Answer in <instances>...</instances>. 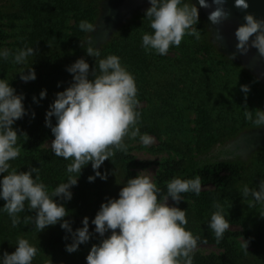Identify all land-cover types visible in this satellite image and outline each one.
Wrapping results in <instances>:
<instances>
[{"label":"trees","instance_id":"trees-1","mask_svg":"<svg viewBox=\"0 0 264 264\" xmlns=\"http://www.w3.org/2000/svg\"><path fill=\"white\" fill-rule=\"evenodd\" d=\"M6 4H8L7 10ZM97 4L98 0H5L0 5V17L8 16L21 19L24 17L32 24L30 32L18 41L13 52L25 46L33 47L34 56L28 58V66L31 65L36 73L35 80L24 84L10 82L17 94L24 95L23 103L27 112L13 125L18 136L27 135L18 138V143L27 153L21 152L19 157L10 163L18 171H28L30 167L38 168L41 180L50 191L60 183L67 181L69 174L66 172V167L71 163V160L55 156L52 150H42L41 153L35 151L47 139L54 137L51 128L45 124L46 113L55 101L56 94L64 91L73 83V74L66 70L69 61L63 57H56L55 52L63 51L64 54L70 55L72 60V54L88 55L85 51L86 47L81 46V41L86 40L83 31L79 27L73 29V31L83 33L81 40L79 38L76 40L71 35L70 37H58L59 29L55 25L62 24L56 23V21L65 12H72L76 23L85 19L92 21ZM202 22L199 20L196 25V28L201 32L200 40H196L193 36H185L178 47L169 48L174 49L180 55L182 54L177 60L180 65L177 66L171 61H168L167 64L161 63L164 57L154 52H146L142 48V35L145 32L153 31L146 15L139 23L125 25L118 36H114L100 48L101 56L99 58H104L109 54H115L121 58V63L135 77L138 100H146L149 103L146 108H138L141 112L137 125L140 133H161V127L158 132V126L154 124L153 119L149 120V118L152 114H167V109L163 113L156 106L157 100L163 99L168 102L170 110L175 116H179L182 106L188 108L183 104L184 100L190 105L189 107L196 111L198 117L196 130L198 134H203V136H199L201 140L198 142L205 148L223 141L232 132L236 134L241 131L239 129L249 125L244 116L246 106L241 104L245 97L249 101L255 97L251 92L245 96V93L241 91V86L244 85L243 82L252 80L256 85L260 84L261 91H264V83L255 79L247 71L239 69L235 63H222L221 69H216V66L209 67V69L200 65L198 62L199 52L203 50L204 44L206 46L211 44L210 41H206V34L208 33V37L211 36V31L207 32ZM50 37H53L52 41L49 40ZM2 38L0 32V40ZM203 40L205 43L202 42ZM99 58L95 57L92 62L95 68ZM71 64L73 63L71 62ZM21 67L14 65L11 58L0 59V79L7 77L10 81L11 77L20 74ZM222 69H224L222 73H219ZM180 71L183 77L178 76ZM25 73H27V69H25ZM89 73V79H93L94 70ZM45 89L47 95L41 99L40 92ZM33 97H36L35 101ZM238 102L240 103L237 104ZM32 113H35L34 118ZM239 118L241 123L237 122ZM215 123L218 124L217 127H211ZM55 124L56 118L53 116L52 125L55 126ZM175 141L177 140L175 139ZM165 144L170 146L173 142L167 143L166 141ZM164 148L166 150V147ZM237 149H218L215 155L209 157L189 152L175 161L168 160L160 163L162 170L156 176L155 183L161 189L162 195L167 194L166 184L173 177L178 176L184 179L195 178L197 175L201 177L202 189L199 196L192 192L183 193L182 197L185 200L180 201L177 206L182 210L187 209L188 224L186 228L190 229L193 235L198 236L199 241L216 242L224 249V252L220 256L195 254L194 264H255L254 257L260 255L262 258L259 264H264V215L261 213L264 211V204L251 205L253 203L244 200L240 192L245 184L259 190V184L264 179V151L261 150L248 164L241 165V169L238 170L236 163L223 158L227 154H234ZM131 166L132 162L129 156L125 152L118 151L115 156L105 160L99 169L101 173H107L106 180L97 177L94 182H89L88 177L95 175L91 162L82 168L71 200L64 203L69 212V215L64 219L69 221L73 232L83 227L82 220L84 217H88L89 231L92 233L91 238L95 244L111 234L109 231L105 233L104 237H101L94 232L95 225L91 221L95 218L102 203L107 202L109 198H118V194L127 180L136 177ZM6 174H0V178ZM56 199L59 203H63V199L59 197ZM91 199H95V203L92 205L87 201ZM216 202L222 204L229 222L235 221L245 226L248 223L257 225L258 229L253 234L249 233L248 227L243 226V235L253 242L254 250L252 252L242 251L234 244L232 246L225 236L217 242L214 232L208 226L211 215L216 210L213 207ZM5 203L3 199H0V207H3ZM35 214V211H29L26 206L25 211L18 214L21 222L13 227L8 214L0 212V257L7 252L6 249L10 243L16 244V236L21 232L24 238L39 249L32 264H87L86 257L89 252L67 253L65 246L72 243L71 233L62 229L60 223L48 226L38 232L33 222ZM84 246L86 247L87 244H81L78 249Z\"/></svg>","mask_w":264,"mask_h":264},{"label":"clouds","instance_id":"clouds-1","mask_svg":"<svg viewBox=\"0 0 264 264\" xmlns=\"http://www.w3.org/2000/svg\"><path fill=\"white\" fill-rule=\"evenodd\" d=\"M213 3L217 7L208 19L213 24H220L227 20L229 12L224 8L225 0H213ZM150 4L146 18L153 31L142 35L141 44L146 52L163 56L168 54L170 47H178L185 36L201 39V32L196 28L199 11L191 0H150ZM199 5L211 7L206 0H199ZM235 6L242 9L249 7L246 0H235ZM244 19L245 23L235 31L237 50L246 54L250 47H254L264 57V19H256L252 14H246ZM96 28L88 20L79 23V29L85 33H94ZM81 46L86 47L89 56H101L91 36L81 41ZM33 56L34 49L29 46L15 52L0 48V59L11 58L14 65L22 66L19 73L24 82L36 79L34 68L28 66V58ZM89 68V63L79 58L66 69L73 74V83L56 94L46 113L45 124L54 136L50 145L52 153L71 160L66 167L69 174L67 181L51 191L41 180L38 168L18 171L10 163L19 157L22 150L18 138L27 136H18L13 125L27 112L24 95L16 93L7 77L0 79V174L7 173L0 178V199L6 202L0 207V212H6L12 226L16 227L21 222L18 214L25 211L27 204L28 210L36 213L33 222L38 232L60 223V227L72 235V243L65 246L69 253L77 251L81 244L90 240L89 218L84 217L83 227L73 232L69 221L64 219L69 212L56 198L71 200L70 189L77 185L82 168L89 162L95 173L88 177L89 182H94L97 177L106 180L107 173H101L99 169L116 152L128 151L126 137L136 139L139 136L144 146L155 142L151 135L140 134L137 126L141 116L138 88L134 75L121 63V58L115 54L99 58L93 79H89ZM241 91L246 96L250 89L242 85ZM46 95V89L40 92L41 99ZM32 115L34 118L35 113ZM53 116L56 118L55 126L52 125ZM244 116L258 128H264V110L245 109ZM201 187L199 175L188 179L177 176L167 182V194L162 195L161 189L150 175L145 174V170L128 179L118 198H109L102 203L91 221L95 225L94 232L101 237L109 231L111 234L91 247L86 257L87 264H194L199 237L186 228L187 209L170 205L168 200L171 197L178 205L185 200L183 193L192 192L199 196ZM240 192L243 198H252L250 203L264 204V179L259 184V190L245 184ZM213 207L216 210L208 226L219 242L230 224L222 204L216 202ZM248 243L242 239L241 247L245 251ZM16 245L13 253L5 252L0 257V264H32L39 251L37 246L24 237H18Z\"/></svg>","mask_w":264,"mask_h":264},{"label":"rangeland","instance_id":"rangeland-1","mask_svg":"<svg viewBox=\"0 0 264 264\" xmlns=\"http://www.w3.org/2000/svg\"><path fill=\"white\" fill-rule=\"evenodd\" d=\"M4 1L5 0H0V5H2ZM108 1L109 0H98L97 10L93 15L94 19L92 21L85 19L97 26L96 31L94 33L83 32L86 37V40L91 36L93 38L94 46L99 49L105 46L111 40V38H113L114 36H118L120 32L122 31V29L125 27V25L128 26V25H133V23L141 22L145 18L146 10L151 5L150 0H149L143 9L137 10L128 16H124L120 18L119 20L115 21V23L113 24L112 21L114 17L109 16V15L105 16L106 5ZM191 2L194 4L193 0H191ZM5 6L7 10L8 4H6ZM199 20L203 21L202 24L204 25L205 30L208 32L209 29L207 27V23L201 17L200 13H199ZM56 23L62 24V25H55L59 29L58 37H63V36L70 37L71 35L76 40L78 38L80 40L81 38H83V36L81 35L83 33L77 32L76 30L73 31V29L79 27L80 22L76 23V20L72 12H65L63 16L61 15V17L57 18ZM31 28H32V24L28 21V19L24 17H22V19L16 18V17H8V16L0 17V32H1V35L3 36V38L0 40V48H7L13 51L14 47L18 44V41L22 37L26 36L27 33L30 32ZM52 38L53 37H50L49 40L52 41ZM206 41L207 42L210 41L209 43L211 44L209 46L208 45L206 46V44H204L203 50L199 52L198 62L200 65H203L204 67H207V68L216 66V69L218 68L221 69L222 63H227V64L235 63L237 64L236 66H238L239 69L241 70L243 69V71L245 70L250 75H253L250 71L246 70L243 66H241L237 60H235L234 58L220 51L218 47L212 42L211 36L209 35L208 37V33L206 34ZM202 42L205 43V40H203ZM55 55L56 57H63V59L69 61L67 63V67L70 66L71 62L74 63L77 59L84 58L86 62L89 63V66H90L89 71L92 72L95 69V67L92 65V62L95 58V57L93 58V56H89L85 54L82 55L81 53L77 55L72 54L71 56L73 57V60H74L73 61L70 58V55L68 56L64 54L63 51L58 50L55 52ZM181 55L178 52H176L174 49H169L167 55H163V56L159 55V56H162L165 58V59L162 58L161 63L167 64L168 61H171V63H174L177 66V65H180L177 62V60L179 59V57H181ZM225 59H230V60L227 61ZM223 70L224 69L219 71V73H222ZM178 73H179L178 75L179 77H183L181 71ZM253 76L255 79L262 82L261 80L256 78L255 75ZM10 82L13 84L26 83L20 79V74L18 76L11 77ZM243 83L244 85H247L249 87L250 89L249 92H251L255 98L249 101L248 98L245 97L241 105H245L246 109L250 111L252 109L254 111L257 109L264 110V91H261L260 84L256 85L254 81L252 80H247ZM179 87L181 86L179 85ZM239 103L240 102H238L237 104ZM148 104L149 103L146 100H139L138 108L139 109L143 107L146 108ZM183 104L187 105L188 108H185L182 106V110L179 116H175L172 114L170 110V106L168 105V102L165 99L157 100L156 106H158L163 113H165L167 109V114L166 113L160 114V115L152 114L149 118V120L153 119L154 124L158 126V129H157L158 132H159L160 127L162 129L160 134H157V133L149 134L152 137H154L155 142L153 144L149 146H144L140 142L139 136L136 137V139L126 138L125 142L127 141V144L129 145V147H128V151L125 154L129 156V159L132 162L131 169L135 172L136 176L139 174V172L145 170V174L150 175L155 182L156 176L162 170L160 163L164 161L165 162L168 160H170L171 162L175 161L179 157L180 158L184 157L189 152L194 153L196 155L204 154L209 157V156L215 155L216 150L218 149L227 150L229 146H231L234 143H237L241 139L242 136L249 135L250 133H256L260 129H262V128H258L257 126L254 125L253 122L248 121L246 119L249 125L243 127L242 129H239L241 130L240 132H237L236 134L232 132L233 135L231 134L227 136V138L223 139V141L216 142L210 147L205 148L204 145L198 142L199 140H201L199 139V136L201 135L203 136V134H198L196 130L198 126L197 125L198 117H197L196 111L193 108L189 107L190 105L187 103L186 100L183 101ZM145 116L147 115L145 114ZM237 122L241 123V119L239 118ZM217 125L218 124L215 123V124H212L211 127L216 128ZM140 134L143 135L144 133H140ZM53 139L54 137L47 139L35 151L41 153L42 150H51L50 145ZM175 139L177 141H175ZM166 141L167 143H170L171 141L173 142V144H170V146H167L165 144ZM243 145H244V149H246L245 152L237 151L234 154H227L223 157V158H226L230 162L236 163L238 165L237 166L238 170L239 168L241 169V165L248 164L249 161L252 160V158H254L256 155H258V153L261 150L264 151V143L263 144L257 143L253 147H247L246 143H244ZM164 147H166V150ZM21 152L23 154L27 153V151L23 149L21 150ZM70 190L73 193L76 190V185L73 186ZM244 200H249L251 202L252 199L250 200V198L247 197V198H244ZM80 201L82 202V199H80ZM87 201L91 205L92 203H95V199H91ZM66 202L67 200H63V204ZM168 203L170 205L177 206L176 202L173 201L171 197H169ZM255 204H258V203H253L251 205H255ZM257 209L258 211H260L259 208ZM261 213H263L264 215V211ZM229 224H230V227L224 233V236L227 237L228 242L231 243L232 246L234 244L235 247H237L238 249L245 251L241 247L242 239H245L247 241L249 240L247 239V237H245V235H243V232H244L243 226L245 228L248 227L250 229L248 230L249 233L253 234L258 229L257 225L248 223V225L245 226L244 224L242 223L239 224L238 222H235V221H230ZM18 237H23L21 232H19V234L16 236V238ZM99 243L100 241L98 242V244ZM86 244H87L86 247L85 246L81 247L75 252H80V253L89 252L93 244H95V241L92 240V238H90V240ZM252 245H253V242L249 241L247 251L245 252H252V250H254V247H252ZM6 250L9 254L13 253L16 250V244L10 243ZM75 252H72V253H75ZM223 252H224V249L220 245H218V243L216 242L211 243V242H206V241L205 242L198 241V249L195 254H199L202 256H209V255L214 254L216 256H220ZM254 258H255V264L257 263L259 264L262 258V255L258 257H254Z\"/></svg>","mask_w":264,"mask_h":264},{"label":"water","instance_id":"water-1","mask_svg":"<svg viewBox=\"0 0 264 264\" xmlns=\"http://www.w3.org/2000/svg\"><path fill=\"white\" fill-rule=\"evenodd\" d=\"M149 0H109L106 5V14L113 16L116 21L124 16L141 10ZM208 29L211 31V40L224 54L234 58L246 70L250 71L259 80L264 82V57L260 56L258 50L250 47L246 54H241L237 48L238 43L235 37L236 29L245 23V15L252 14L256 19H264V0H246L249 7L247 9L235 6V0H225L224 8L229 12L227 20L220 24H213L209 19V14L215 10L217 5L213 0H206L211 7L205 8L199 5V0H193ZM115 21L113 22V24ZM250 38L249 43L251 42Z\"/></svg>","mask_w":264,"mask_h":264},{"label":"flooded vegetation","instance_id":"flooded-vegetation-1","mask_svg":"<svg viewBox=\"0 0 264 264\" xmlns=\"http://www.w3.org/2000/svg\"><path fill=\"white\" fill-rule=\"evenodd\" d=\"M107 16V14H105ZM116 21L113 19L112 23ZM244 143H246L247 147H253L257 143H264V128L260 129L256 133H250L249 135L242 136L241 139L237 142L229 146V149L234 150L237 149L238 152H245L246 149H244ZM230 150V151H231Z\"/></svg>","mask_w":264,"mask_h":264}]
</instances>
